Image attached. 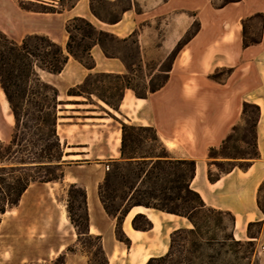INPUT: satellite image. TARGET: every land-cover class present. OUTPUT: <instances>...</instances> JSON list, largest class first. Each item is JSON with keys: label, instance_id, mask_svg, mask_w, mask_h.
I'll return each instance as SVG.
<instances>
[{"label": "crops", "instance_id": "crops-1", "mask_svg": "<svg viewBox=\"0 0 264 264\" xmlns=\"http://www.w3.org/2000/svg\"><path fill=\"white\" fill-rule=\"evenodd\" d=\"M231 7L238 8L236 14H228ZM260 12L264 14V0L257 4L241 0L221 8L212 0H133V8L119 22L107 23L92 13L90 0H79L74 7L57 12L26 10L19 0H0V28L15 41L22 42L29 34H46L66 46L67 21L83 16L99 29L120 38L136 34L144 68L149 60L155 59L158 65L151 75L159 71L168 76L167 82L147 97H138L132 89H126L117 110L95 95L89 98L68 93L91 73H129L121 58L108 57L100 45L92 49L95 59L92 69L72 56L61 73L39 69L41 78L58 88L59 100L63 102L59 105L58 134L65 161L63 180L40 184L48 186L51 201L57 199L58 184H77L87 190L89 231L101 237L109 264H142L143 257L155 255L154 249L160 244L156 239L162 236L167 246V238L180 228L175 225L174 219L179 217L176 214L134 206L122 224L131 246L118 240L117 219L105 211L99 185L107 173L108 162L121 159L122 121L154 127L170 158L195 159L192 187L207 205L232 211L236 216L235 230L240 222L247 227L250 222L264 219L257 206L258 188L264 179V22L260 40L255 43L245 44L243 28L245 19ZM195 23L198 29L184 41ZM162 27L166 29L159 37L156 31ZM181 41L184 42L170 70H160ZM156 52L160 55L156 56ZM225 68L229 69L226 77L215 76ZM244 102L261 107L257 125L261 157L248 170L236 167L213 182L208 176L209 150L219 148L233 128L243 122ZM3 114L10 124L15 123L6 95L0 89V138L5 142L10 139L6 129L10 125L4 123ZM138 213L152 220L151 230L133 227L132 220ZM56 214V226L60 218L65 225L66 244L55 246L62 250L78 239V232L65 211ZM263 234L264 229L257 240Z\"/></svg>", "mask_w": 264, "mask_h": 264}, {"label": "trees", "instance_id": "trees-1", "mask_svg": "<svg viewBox=\"0 0 264 264\" xmlns=\"http://www.w3.org/2000/svg\"><path fill=\"white\" fill-rule=\"evenodd\" d=\"M29 1L34 3L35 0ZM78 1L58 0L60 7L49 0H36L40 2L37 6H30L27 0H19V3L26 10L57 12L74 7ZM239 1L222 0L214 5L221 8ZM107 2L121 4V12L113 13L106 6ZM90 8L100 20L116 23L127 10L133 8V0H90ZM254 17L264 22L263 13H256ZM66 31L69 39L63 46L46 34H29L18 42L0 28V86L15 117L11 140L6 143L0 138V228L3 215L20 204L32 183L61 181L65 175L64 147L58 134L59 105L63 102L59 100L58 88L43 80L39 69L61 73L71 56L92 69L95 67L92 49L100 45L108 57L121 58L127 64L129 73H91L68 93L89 98L95 95L117 110L126 89H132L138 97H147L167 82L165 74L161 83L157 86L150 84L145 90H140L133 83L136 74L128 57L138 59L139 63L135 64L139 70H143L144 64L136 34L120 38L99 29L83 16L70 18ZM194 32L188 34L184 41ZM130 39L136 45L133 53H116L109 47L110 42L126 43ZM259 40H248L245 35V44ZM183 42H179L171 52L167 58L169 64L162 70H170ZM260 115L258 104L244 102L242 116L251 135L237 138L240 126L236 125L219 148H210L209 164H215L219 170L215 173L209 168L211 181L219 180L236 167L248 170L261 157L257 136ZM237 140L245 142L249 149L239 148L235 143ZM196 164L195 159L170 158L154 127L122 121L121 159L108 162L107 173L99 185V197L105 211L117 219L118 240L131 246V240L122 228L123 221L134 206H145L176 214L191 224L175 229L170 236L169 250L152 256L146 264H258L254 253L256 240L264 229V219L249 223V239L236 238L235 214L207 205L202 195L192 187ZM257 206L264 214V179L258 188ZM78 209L83 213L78 214ZM68 215L77 229L79 242H82V236L99 241L102 260L97 264H109L101 237L91 235L89 231L87 190L77 184H71L69 188ZM132 224L135 229L143 231L154 226L143 213H138ZM253 225L258 226L257 231H252ZM90 264H94L92 260Z\"/></svg>", "mask_w": 264, "mask_h": 264}, {"label": "rangeland", "instance_id": "rangeland-1", "mask_svg": "<svg viewBox=\"0 0 264 264\" xmlns=\"http://www.w3.org/2000/svg\"><path fill=\"white\" fill-rule=\"evenodd\" d=\"M30 6H37L38 3L30 2ZM68 1V0H65ZM114 1V0H111ZM250 4H257L260 0H248ZM213 4H219L222 0H212ZM60 7L59 3L56 4ZM106 6L115 14L121 12V4L119 3H106ZM238 11L237 7H231L228 10L229 15H234ZM263 22L261 18L252 16L243 21L244 33L248 40L260 38L262 33ZM198 25L195 23L188 34L194 32ZM163 28L156 31V34L161 37L164 34ZM187 34V35H188ZM155 44H159L157 41ZM110 49L113 52L122 51V54H128L135 52L136 45L133 44L132 39L126 43L122 42H110ZM160 55L156 52V56ZM133 65L135 76L133 83L140 89L145 90L150 84L157 86L164 80L165 73L157 71L154 75H151L157 68V60H149L146 64V68L139 70L138 59L135 56L128 57ZM137 63V64H135ZM169 64V60L166 59L160 66V70L165 69ZM229 69H223L215 76L220 78L226 77ZM108 83V82H107ZM0 89H2L0 87ZM4 123L7 125L6 129L10 132V139L5 142L8 143L14 131L15 123L10 124V120L3 114ZM239 129L236 132L237 138H242L251 135V131L245 124L244 120L239 125ZM242 150H248V145L240 140L235 142ZM231 151H235L231 149ZM211 160V159H210ZM225 166H229L226 164ZM209 168L217 173L218 167L209 165ZM69 188L70 185H57V199L54 201L49 200L48 186L44 187L40 182H35L31 186L30 190L25 194L20 204L9 210L7 214L3 215V222L0 228V264H90V260L94 264H97L102 260V254L99 253V241L95 238H89L88 236H82V242L77 239L73 243H69L62 250L57 249L60 243H65V225L62 223L61 218L56 226L55 217H57V211L59 215L65 211L68 215V201H69ZM78 214H82L81 209L77 210ZM69 217V215H68ZM176 226H191L186 218L176 217ZM69 222H71L69 218ZM249 225V224H248ZM248 225L243 227V223L240 222L239 226L235 230L236 238L246 240L248 236ZM70 225L68 224V227ZM252 231H257L258 226L253 225ZM159 240V241H158ZM165 240V239H164ZM167 250L163 244V238L160 236L156 239L160 244L154 249L155 255L165 254L169 250L170 238H167ZM154 255V256H155ZM254 259L258 264H264V234L260 240H256V251L254 253Z\"/></svg>", "mask_w": 264, "mask_h": 264}, {"label": "bare ground", "instance_id": "bare-ground-1", "mask_svg": "<svg viewBox=\"0 0 264 264\" xmlns=\"http://www.w3.org/2000/svg\"><path fill=\"white\" fill-rule=\"evenodd\" d=\"M64 214V213H63ZM150 258H148L147 256L143 257V260H142V264H146L148 262Z\"/></svg>", "mask_w": 264, "mask_h": 264}, {"label": "built area", "instance_id": "built-area-1", "mask_svg": "<svg viewBox=\"0 0 264 264\" xmlns=\"http://www.w3.org/2000/svg\"><path fill=\"white\" fill-rule=\"evenodd\" d=\"M50 2L58 3V0H49Z\"/></svg>", "mask_w": 264, "mask_h": 264}]
</instances>
